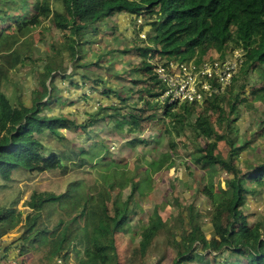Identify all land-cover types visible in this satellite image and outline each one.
<instances>
[{"label":"trees","instance_id":"trees-1","mask_svg":"<svg viewBox=\"0 0 264 264\" xmlns=\"http://www.w3.org/2000/svg\"><path fill=\"white\" fill-rule=\"evenodd\" d=\"M60 2V9H54L51 0H35L31 11L22 13V9H16L14 1L0 0L1 21L12 22V25L0 30V179L8 181L10 173L18 169L36 173L55 169L65 171L69 162L77 166L89 163L82 156L83 149H74V143L66 140L57 130L58 126L66 127L72 121L49 112L42 113L48 103L60 99L54 76L56 72L63 75L62 62L57 64L46 60L41 63L37 86H31L28 103L23 99L12 103L2 91L3 82L11 69L30 57L21 48L27 44L26 38L32 28L50 19L57 29L64 32L59 51H65L70 59L77 61L82 57V45L92 40L90 33L94 34L97 30L108 32L107 29H100V23L106 18L116 13H125L131 20L147 15V19H151L147 37L154 49L149 44L138 47L137 51L143 56L159 54L164 59L162 61L167 62L172 57L182 60L196 52L202 56L206 50H212L219 59L225 60L228 53L239 47L243 51V60L225 92L219 91L220 83L213 79L209 90H199L200 99L178 102L180 108L175 112L172 109L176 108L177 101L169 102L163 110L165 116L182 124L192 111L196 114L191 122L196 143H193V151L187 156L210 171L224 174L217 184L214 176H202L205 181L197 187L212 207L209 216L211 236H206L204 215L193 204L188 206L189 213L185 217L182 216L184 210L180 212L178 226L163 221L155 209L142 226L140 236L145 239L167 235L176 247L173 264H264V228L259 222L250 223L240 210L244 197L253 191L245 186V181L249 179L257 186H264V157L255 167L240 168L236 155L247 146V142L237 145L232 132L235 122L232 116L236 106L245 99L240 93L247 87L248 72L257 70L264 78V0ZM145 68L149 69L146 62L138 68V72ZM64 75L67 77L68 74ZM239 80L244 83L235 86ZM157 81L160 89L156 96L163 88L162 83ZM234 87L238 89L236 92ZM258 89L264 91V84ZM122 99L127 100L126 97ZM225 100L230 114L222 108ZM195 107H201V110L196 113ZM109 109L114 111L112 107ZM210 110L217 111V122L220 127L224 125L226 134L223 137L227 142L224 152L216 151L218 138L222 136L218 135V127L211 123ZM107 116L108 122L114 121V114L111 113H103L100 118L104 120ZM132 125L137 126V122ZM128 131L129 134L134 133L132 126ZM200 137L205 139L203 144L198 142ZM58 142L64 144L63 149L57 147ZM6 187V183L0 184V189ZM136 187V182L132 181L131 192L123 199L114 176L110 172H99L90 185L83 179H77L62 193L33 192L27 202L32 212L25 220L22 235L1 242L2 257L13 243L21 240L19 254L32 249V264H57V259L65 262L69 247L75 242L84 244L85 248L79 264H138V246L131 248L122 263L114 238L117 231L127 229ZM18 199H13L10 207L0 205V238L19 221ZM202 250L206 253L200 252ZM205 254L211 256L207 261Z\"/></svg>","mask_w":264,"mask_h":264},{"label":"rangeland","instance_id":"rangeland-1","mask_svg":"<svg viewBox=\"0 0 264 264\" xmlns=\"http://www.w3.org/2000/svg\"><path fill=\"white\" fill-rule=\"evenodd\" d=\"M12 1L15 2L17 10H23L22 13L30 12L35 2ZM51 5L54 9H60L61 2L51 0ZM122 14L125 13H116L100 23V29H107L108 32L97 30L94 34L90 33L92 40L82 45V57L77 61L70 59L65 51H59L64 32L57 29L50 19L34 26L26 38L27 44L21 50L30 57H26L11 69L8 78L3 82L2 91L12 103L22 99L28 103L31 86H37L41 63L46 60L57 64L62 62L63 75L56 72L54 76L60 99L48 103L42 113L49 112L72 121L66 127L58 126L57 130L67 138L66 140L74 143V149H83L82 156L89 163L77 166L76 163L69 162L65 171L55 169L36 173L18 169L10 173L8 181L0 179V184L6 183L7 186L0 189V205L10 207L12 200L19 198L16 204L19 221L0 238V244L3 242L2 238L4 241H11L22 235L25 220L32 212L27 202L33 192L62 193L77 179H83L90 185L99 172H110L114 176L117 189L123 193V199L131 192V182L135 181L137 184L131 199L132 212L127 229L114 234L120 262H125L131 248L138 246V264H173L176 247L167 235L145 239L140 236L142 226L155 209L163 221L178 226L177 217L180 212L184 210L182 216L185 217L189 213L188 206L193 204L204 215L203 228L206 236H211L209 216L212 207L197 187L205 181L202 176H214V182L217 184L224 174L210 171L187 156L194 148L191 122L196 114H193V111L192 115L188 114L187 121L183 124L163 114V110L171 101L161 97V94H165L167 83L160 77L157 69L160 65L165 67L169 63H173V67L178 62H183L190 64L192 68V64L223 61L212 50H206L202 56L196 52L187 58L183 57L182 60L172 57L167 62L162 61L164 59L162 56L160 58L159 54L148 53L143 56L137 51L138 47L143 48L149 44L154 49L147 37L150 33L148 22L151 19H147V15H140L129 25H123L118 17ZM3 22L0 19V30L12 25L11 21ZM234 50L236 51L228 53L225 57L234 68L230 73L231 78L224 79L220 92L227 90L232 77L240 69L243 51L241 52L239 47ZM144 62L149 69L146 67L138 72ZM171 66L168 71H171ZM220 71L225 72L224 68ZM64 74H68L67 77ZM157 79L163 88L156 96L160 89ZM241 83L244 81L239 80L235 86ZM263 84L264 78L259 71L248 72L247 87L240 93L245 99L236 106L232 116L235 118L232 129L234 138L236 137L235 143L242 145L247 142V146L239 151L235 159L242 169L255 167L264 157V91L258 89ZM110 88L112 90H109ZM129 88L133 93L129 92ZM237 90V87L233 88V91ZM125 97L127 100L123 101L122 98ZM156 100L161 104H157ZM108 106L114 108V111ZM179 106V103L176 104L173 112L177 111ZM201 107H195V112L201 110ZM222 108L230 114L226 100ZM103 113L114 114V121L108 122V116L102 120L100 116ZM209 114L211 123L218 127V135L222 136L218 138L216 151L224 152L227 148L226 139L223 137L226 134L224 125L219 126L217 111L210 110ZM91 121L93 123H90ZM134 121L137 126L132 125ZM87 123L92 125H86ZM131 126L134 133L129 134ZM204 141L205 139L200 137L198 142L203 144ZM57 147L63 149L64 144L59 143ZM245 186L253 191L244 197L240 210L250 223L259 222L264 228V186H257L249 179L245 181ZM21 244L20 240L10 246L6 257L3 255L4 263L32 264L33 250L19 254ZM84 249V244L74 242L69 247L65 262L57 259V264H79L84 257ZM200 252L206 253L204 250ZM210 258V255L205 254V261Z\"/></svg>","mask_w":264,"mask_h":264},{"label":"built area","instance_id":"built-area-1","mask_svg":"<svg viewBox=\"0 0 264 264\" xmlns=\"http://www.w3.org/2000/svg\"><path fill=\"white\" fill-rule=\"evenodd\" d=\"M222 61V63L219 60H214L212 62L192 64V68L190 64L183 62H178V64H175L173 67L171 66L173 63H169L165 67L160 65L157 69L158 73L160 77L163 78L164 82L167 83V88L165 86L164 89L165 94L164 96L161 94V97L171 102H192L196 98H201L200 89H210L211 80L216 79L221 87L224 84V79L230 77V73L234 68V65L226 60ZM240 63H242V61ZM240 63L239 65H241ZM170 66L172 69L168 71ZM222 68H224L225 72L220 71ZM229 82L227 84H229ZM2 259V248L0 247V264Z\"/></svg>","mask_w":264,"mask_h":264},{"label":"crops","instance_id":"crops-1","mask_svg":"<svg viewBox=\"0 0 264 264\" xmlns=\"http://www.w3.org/2000/svg\"><path fill=\"white\" fill-rule=\"evenodd\" d=\"M118 17H119V22L121 24H123V25H129L130 22L132 21L130 19V16L129 15H126V14L118 15ZM2 241L3 242H8V241H4V238H2ZM3 263H4V260L2 259L1 260V264H3ZM4 264H6V263H4Z\"/></svg>","mask_w":264,"mask_h":264}]
</instances>
